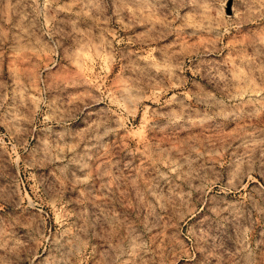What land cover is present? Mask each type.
<instances>
[{
  "label": "rangeland",
  "instance_id": "obj_1",
  "mask_svg": "<svg viewBox=\"0 0 264 264\" xmlns=\"http://www.w3.org/2000/svg\"><path fill=\"white\" fill-rule=\"evenodd\" d=\"M0 264H264V0H0Z\"/></svg>",
  "mask_w": 264,
  "mask_h": 264
},
{
  "label": "bare ground",
  "instance_id": "obj_2",
  "mask_svg": "<svg viewBox=\"0 0 264 264\" xmlns=\"http://www.w3.org/2000/svg\"><path fill=\"white\" fill-rule=\"evenodd\" d=\"M255 178V177H254Z\"/></svg>",
  "mask_w": 264,
  "mask_h": 264
}]
</instances>
